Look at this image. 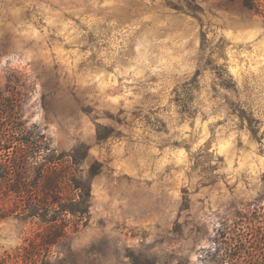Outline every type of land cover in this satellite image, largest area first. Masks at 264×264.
I'll use <instances>...</instances> for the list:
<instances>
[{"label": "rangeland", "instance_id": "rangeland-1", "mask_svg": "<svg viewBox=\"0 0 264 264\" xmlns=\"http://www.w3.org/2000/svg\"><path fill=\"white\" fill-rule=\"evenodd\" d=\"M8 83L20 119L59 152L84 147L82 167L100 172L86 224L48 256L18 253L36 219L0 218V264H208L220 228L264 235L258 14L222 0H0L1 97ZM2 188L0 217L18 205Z\"/></svg>", "mask_w": 264, "mask_h": 264}, {"label": "trees", "instance_id": "trees-1", "mask_svg": "<svg viewBox=\"0 0 264 264\" xmlns=\"http://www.w3.org/2000/svg\"><path fill=\"white\" fill-rule=\"evenodd\" d=\"M222 1L227 5L239 3L243 11L258 14L264 22V0ZM7 86L11 95L0 96V179L3 196L16 200L18 205L0 218L16 213L41 224V231L18 251L31 260L42 252L48 256L51 247L59 245L80 224H86L91 180L100 172V164L94 162L88 170L82 167L86 158L84 147L82 153L75 148L70 152L54 149L36 125H27L20 119L19 91L13 83ZM235 225L230 232L227 227L220 228L224 236L210 254L208 264H264V235L259 237L254 226ZM64 260L62 257L50 264H62ZM145 262L158 264L154 258ZM133 264L142 263L135 258Z\"/></svg>", "mask_w": 264, "mask_h": 264}]
</instances>
